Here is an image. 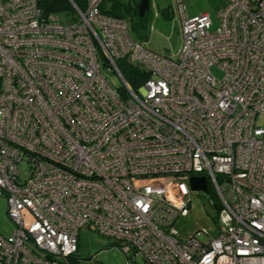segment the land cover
Segmentation results:
<instances>
[{
	"label": "built area",
	"instance_id": "obj_1",
	"mask_svg": "<svg viewBox=\"0 0 264 264\" xmlns=\"http://www.w3.org/2000/svg\"><path fill=\"white\" fill-rule=\"evenodd\" d=\"M68 1L70 13L46 14L39 0H0V195L14 225L0 264H71L82 227L127 264H264V0H226L213 30L175 0L174 59L105 0ZM117 61L145 72L136 91ZM209 188L216 235L182 241L177 219Z\"/></svg>",
	"mask_w": 264,
	"mask_h": 264
},
{
	"label": "rangeland",
	"instance_id": "obj_2",
	"mask_svg": "<svg viewBox=\"0 0 264 264\" xmlns=\"http://www.w3.org/2000/svg\"><path fill=\"white\" fill-rule=\"evenodd\" d=\"M186 16H196L208 13L212 21V30L218 24L217 13L226 4V0H181ZM144 27L133 17H127L129 33L136 41L145 45L148 49L159 55L174 59L181 44V21L175 0H151L145 11ZM102 73L110 81L112 86L120 87L122 81L115 72L104 68ZM215 76L220 77L219 70H213ZM259 124L264 125V117L259 119ZM21 172L26 170L20 166ZM153 185H162L165 180H146ZM211 200L216 201L214 192L209 188L208 193H192V200L175 223L180 239L187 241L196 234L200 240L207 239V234L215 236L217 227L212 220L215 214ZM14 225L6 215V198L0 195V234L9 235ZM71 264H127L122 251L113 245L110 239L102 237L87 227H82L78 232L77 252ZM139 264H142L139 262Z\"/></svg>",
	"mask_w": 264,
	"mask_h": 264
},
{
	"label": "trees",
	"instance_id": "obj_3",
	"mask_svg": "<svg viewBox=\"0 0 264 264\" xmlns=\"http://www.w3.org/2000/svg\"><path fill=\"white\" fill-rule=\"evenodd\" d=\"M73 2L81 10L83 9L84 0H73ZM138 2L139 0H105L100 8L101 11L107 15L123 19H126L127 17H133L136 20L138 19L139 24L144 27V19L142 18L144 15L142 17L138 16ZM39 5L46 14H68L72 11V6L68 0H39ZM116 65L124 81L133 91H136L142 81L146 79L145 72L136 66L129 65L125 61H117ZM119 90L121 95H126V89L123 86H121ZM73 257H71V259H74Z\"/></svg>",
	"mask_w": 264,
	"mask_h": 264
},
{
	"label": "water",
	"instance_id": "obj_4",
	"mask_svg": "<svg viewBox=\"0 0 264 264\" xmlns=\"http://www.w3.org/2000/svg\"><path fill=\"white\" fill-rule=\"evenodd\" d=\"M149 7L148 0H139L137 3L138 16L142 17L145 14V11ZM189 186L194 191H203L207 190V182L204 177L192 176L188 179Z\"/></svg>",
	"mask_w": 264,
	"mask_h": 264
},
{
	"label": "crops",
	"instance_id": "obj_5",
	"mask_svg": "<svg viewBox=\"0 0 264 264\" xmlns=\"http://www.w3.org/2000/svg\"><path fill=\"white\" fill-rule=\"evenodd\" d=\"M149 1V0H148ZM150 5V4H149Z\"/></svg>",
	"mask_w": 264,
	"mask_h": 264
}]
</instances>
